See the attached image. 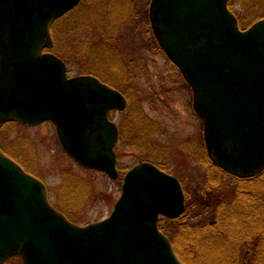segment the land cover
<instances>
[{"label":"water","instance_id":"water-1","mask_svg":"<svg viewBox=\"0 0 264 264\" xmlns=\"http://www.w3.org/2000/svg\"><path fill=\"white\" fill-rule=\"evenodd\" d=\"M82 0H0V127L50 122L85 169L119 178L113 111L127 98L91 74L70 76L50 49L52 23ZM229 0H151L160 46L193 91L208 154L224 171H264V19L242 30ZM186 210L180 180L152 162L123 177L106 219L87 225L56 209L46 185L0 149V264H183L159 228Z\"/></svg>","mask_w":264,"mask_h":264},{"label":"trees","instance_id":"trees-1","mask_svg":"<svg viewBox=\"0 0 264 264\" xmlns=\"http://www.w3.org/2000/svg\"><path fill=\"white\" fill-rule=\"evenodd\" d=\"M147 1L138 4L136 0H83L51 26L54 40L51 51L67 64H74L79 74H93L126 96L130 109L128 118L119 125L120 138H127L128 133L126 143L144 153L152 150L149 132L154 123L143 110L142 101L137 99V89L130 82L133 70L123 60L119 42L124 26L146 21L147 30L152 29L148 16L150 0ZM236 4L242 6L243 13L236 12ZM229 8L235 12L241 29L264 19V0H230ZM78 32H83V40L74 37ZM64 44L66 55L61 50ZM147 46L165 53L154 34ZM178 82L192 90L182 74H178ZM147 99L151 104L157 102L151 96ZM162 99V95H158V101ZM134 115L137 116L135 120L132 119ZM16 124L19 122H8L0 129ZM133 129L138 136L132 137ZM141 133L144 139L141 137L138 141ZM1 144L0 141L1 150L26 169L22 160L13 157ZM157 148L159 151L149 152L155 156L166 155L165 148ZM200 152L197 154L202 158L203 176H178L186 196L184 214L177 219H161L159 228L171 240L183 264H264V171L252 177L235 176L216 165L208 153ZM144 157L152 158L148 152ZM157 165L168 172L165 163ZM19 260L14 257L8 262L20 264Z\"/></svg>","mask_w":264,"mask_h":264},{"label":"rangeland","instance_id":"rangeland-1","mask_svg":"<svg viewBox=\"0 0 264 264\" xmlns=\"http://www.w3.org/2000/svg\"><path fill=\"white\" fill-rule=\"evenodd\" d=\"M136 2L139 4L142 0ZM146 2L148 1L145 0ZM235 10L238 13L244 12L240 4L235 5ZM145 23L146 21H141L138 25L132 23L122 27L119 46L123 50V60L133 70L130 82L137 89V99L142 101L143 110L154 123L149 132L153 142L152 150L149 151H156V146H161L165 148L166 155L155 156L146 150L145 153L152 156L147 160L144 150L135 149L126 143L127 133V138L122 136L116 146L121 180L115 181L103 172L85 169L75 162L62 148L52 123L36 126L19 123L0 129L1 146L7 147L13 157L21 159L27 169L25 170L46 185L52 204L73 219L75 224L80 222L83 224L78 225H87L109 217L121 195L124 175L143 162L165 163L167 173L177 178H197L204 174L202 158L197 153H202L200 150L208 152L204 142L203 122L193 107V92L178 82V74L181 72L170 62L168 56L147 46L153 31L147 30ZM74 37L83 40L84 34L78 32ZM61 50L66 55L67 46L64 44ZM67 67L71 77L86 74H79L74 64H67ZM158 95H162L163 99L158 101ZM148 96L157 102L151 104ZM129 107L128 103L124 111L112 112L111 119L118 126L128 118ZM136 118L137 116H132L133 120ZM136 136V129H133L132 137ZM141 137L144 139L142 133L138 141ZM20 261L22 264L21 259Z\"/></svg>","mask_w":264,"mask_h":264},{"label":"bare ground","instance_id":"bare-ground-1","mask_svg":"<svg viewBox=\"0 0 264 264\" xmlns=\"http://www.w3.org/2000/svg\"><path fill=\"white\" fill-rule=\"evenodd\" d=\"M229 2H230V0H229ZM228 7H229V3H228ZM77 8V7H76ZM230 9V8H229ZM100 79V78H99Z\"/></svg>","mask_w":264,"mask_h":264}]
</instances>
